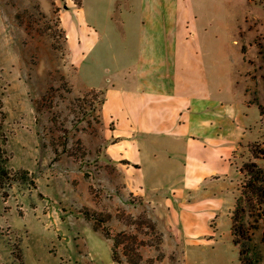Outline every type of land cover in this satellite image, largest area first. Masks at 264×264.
<instances>
[{
  "label": "rangeland",
  "instance_id": "374dc122",
  "mask_svg": "<svg viewBox=\"0 0 264 264\" xmlns=\"http://www.w3.org/2000/svg\"><path fill=\"white\" fill-rule=\"evenodd\" d=\"M175 4L172 36L160 43L165 64L172 56L176 66V100L187 101L204 78L203 91L226 104L227 119L230 105L255 106L244 112L248 135L231 155L226 125L220 140L206 138L212 158L201 152L186 161L184 130L165 107L158 122L174 129L171 137L135 136L125 140L129 159L118 155L124 145L111 147L115 120L102 108L110 45L126 42L111 39L119 8L109 0H0V137L8 167L29 172L0 194V264H118L115 242L121 264H240L230 234L239 168L264 166L251 152H264V0ZM82 21L99 22L103 35L86 36ZM118 132L126 138L124 122ZM245 219L249 254L264 264V220Z\"/></svg>",
  "mask_w": 264,
  "mask_h": 264
},
{
  "label": "crops",
  "instance_id": "0c3cea01",
  "mask_svg": "<svg viewBox=\"0 0 264 264\" xmlns=\"http://www.w3.org/2000/svg\"><path fill=\"white\" fill-rule=\"evenodd\" d=\"M109 1L112 9L119 8V13L115 18L111 15L112 22L115 24L111 39L126 41L122 44L111 43L110 45L113 49L111 50L113 58L111 75L104 89L105 101L102 109L115 120L114 137L116 141L111 147L124 145L118 148V150L122 149L118 155L122 154L123 157L129 159L126 155L125 140H134L135 136H140V140L147 143L149 139L156 141L157 138L164 136L171 137L174 129H171L169 124L164 125L158 122L160 112L165 107L166 111H170L174 116L173 125L182 127L184 130L182 135L186 144L183 155L186 161L195 159L201 152L204 157L212 158L211 151L205 144L206 138L212 135L214 140H220L224 137L223 128L226 125L230 140L229 154L231 155L248 135V127L251 123L246 119L244 112L254 105L248 104L247 100L244 101L246 105L244 109L239 107L236 110L230 105L231 116L234 119H227L226 104L220 98H211L208 92L203 91L202 86L206 87V90L208 86V79L206 81L204 78L198 85L201 89L191 95L187 101L180 103L176 100V88L170 78L172 74H175L174 67L176 66L171 63L172 56L171 60L167 59L169 63L165 64L166 61L161 56L162 52H166L167 49L165 44L160 43L162 40L167 42L170 39L172 35L171 30L167 31L168 27L177 22L178 17L174 15L177 9L175 0L163 2L161 0ZM121 6L125 8V12ZM100 25L99 22L83 21L81 24L86 36H94L97 39L103 35L102 25ZM81 39V49L87 51L89 40L86 37H81ZM129 46L133 49L129 50ZM120 47L124 50L121 61L118 58L115 59V51ZM114 99L117 100V107L111 105ZM123 122L128 128L126 138L118 135ZM189 122L194 124L195 128L190 129ZM173 145V143L168 144L170 147Z\"/></svg>",
  "mask_w": 264,
  "mask_h": 264
},
{
  "label": "trees",
  "instance_id": "16d2710c",
  "mask_svg": "<svg viewBox=\"0 0 264 264\" xmlns=\"http://www.w3.org/2000/svg\"><path fill=\"white\" fill-rule=\"evenodd\" d=\"M77 6L81 5V0H72ZM250 104V102H248ZM254 158L264 159V152L259 147L251 149ZM8 155L4 148L3 140L0 137V194L7 195V190L14 182L27 179L29 172L25 169L15 171L7 165ZM239 172L243 176L240 183L239 194L235 198V205L230 216V234L232 243L238 248V257L240 264H257V261L249 254L250 248L247 244L249 238V229L246 225L245 217L247 215H260L264 220V166H261L255 160L242 163ZM34 183V180H31ZM88 219H93V228L97 230L100 227L101 232L106 238L110 237V231L101 227L97 219L89 212H85ZM264 242V230L262 234ZM111 246V258L114 262L121 264L115 253V246Z\"/></svg>",
  "mask_w": 264,
  "mask_h": 264
}]
</instances>
